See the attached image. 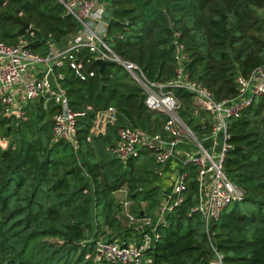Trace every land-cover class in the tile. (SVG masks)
Listing matches in <instances>:
<instances>
[{"label": "trees", "instance_id": "16d2710c", "mask_svg": "<svg viewBox=\"0 0 264 264\" xmlns=\"http://www.w3.org/2000/svg\"><path fill=\"white\" fill-rule=\"evenodd\" d=\"M99 1V0H98ZM107 3L105 41L123 62L136 65L151 82L176 76L177 45H184L189 77L204 85L218 102L240 94L264 67V0H101ZM23 23L31 25L23 35ZM172 23V24H171ZM81 23L58 0H0V42L21 39L41 55L49 42L67 46ZM79 77L66 64L55 69L78 120L77 145L53 138L52 101L27 106L28 120L6 117L0 108V264H120L97 259L98 243L141 235L123 225V204L114 193L127 190L130 212L155 218L166 197L159 186L161 164L145 149L124 163L112 147L123 128L150 134L164 131L167 117L150 111L146 91L122 65L103 74L88 48L74 52ZM139 75V72H137ZM180 117L203 138L194 113L193 94L174 89ZM116 109L117 121L105 135H94L98 114ZM231 149L224 162L227 177L243 191L218 220L208 225L199 207L198 167L184 166L189 178L183 201L163 217L159 238L142 264H264V97L255 96L240 116L229 121ZM239 147V148H237ZM143 203L147 209H143ZM157 220V218H155Z\"/></svg>", "mask_w": 264, "mask_h": 264}, {"label": "built area", "instance_id": "2783aa9c", "mask_svg": "<svg viewBox=\"0 0 264 264\" xmlns=\"http://www.w3.org/2000/svg\"><path fill=\"white\" fill-rule=\"evenodd\" d=\"M68 13L72 14L82 25L79 34L67 46H58L49 42L46 55L34 52L28 42L21 39L11 46L0 42V108L6 117L22 123L28 120L27 106L30 102L41 100L45 109L53 101L58 107L54 116L53 138L77 145L78 120L84 112L74 111L69 103L67 91L60 84L62 74L56 75L55 69H62L66 64L81 77L74 52L80 47L88 48L92 56L104 61L119 62L143 86L146 91L145 104L150 111L167 117L164 131L150 134L139 128L126 127L120 130L117 143L112 147L113 154L126 163L138 158L145 149L155 151L157 163L164 165L174 157L178 146L190 149L184 166L194 163L198 167L199 207L196 211L205 217L207 225L218 220L233 201L243 199L244 193L226 175L224 162L231 145L228 141L229 121L240 116L249 107L255 96L264 97V67L256 71L248 80L240 79V94L229 101L218 102L214 95L201 83L193 81L185 71L187 55L184 45H177L176 59L178 68L173 80L160 83L147 80L140 69L123 62L105 41L109 27V15L106 2L97 0H58ZM139 72V75L137 74ZM185 89L193 94L194 113L205 115L200 119L204 136L198 139L188 124L180 117L181 100L174 94V89ZM101 117L106 124L117 121L116 109H109L98 114L93 129L97 128ZM5 141V140H4ZM158 141L160 146L153 144ZM0 144L2 147H7ZM209 144V149L205 145ZM188 174L181 172L168 199L174 198L170 206L159 208L160 219L145 216L138 219L130 212L132 202H122L129 226H133L141 237L130 243L119 240L98 243L102 258L120 264H142L145 254L159 238L158 225L166 214L173 211L183 201L182 193L187 188ZM136 227V228H135Z\"/></svg>", "mask_w": 264, "mask_h": 264}, {"label": "crops", "instance_id": "0c3cea01", "mask_svg": "<svg viewBox=\"0 0 264 264\" xmlns=\"http://www.w3.org/2000/svg\"><path fill=\"white\" fill-rule=\"evenodd\" d=\"M99 1H101V0H99ZM108 125H110V124L105 123L104 117H101V121H100L98 127L93 129L92 133L94 135H105L107 132ZM190 152H191L190 149H188L187 147H183L181 145L178 146L176 149V153H175L174 157L171 158L166 164L162 165V168L160 169L161 178L166 179V180H170V181L172 180V185L173 184L175 185L177 182L179 174L182 172V170L184 168V162L187 160L188 154ZM174 185L172 188H170V187H168V188L164 187L163 188L162 185L159 184V186L162 188V190L166 196L163 199L159 208L170 206L172 204L174 198L169 200L168 197L173 192ZM114 196L121 203L128 199L126 189H122L120 191L115 192ZM142 205H143V209L146 210L147 204L143 203ZM123 209H124V214H125L126 209L124 207H123ZM130 209H131V207H130ZM155 216L157 219H160L159 209L155 212ZM123 225L125 227H127V226L129 227V221L126 218V216L123 219ZM134 230L136 231V229H134ZM135 239H136L135 236H133L131 239L128 240V243L135 241ZM118 240L122 241L121 239H118Z\"/></svg>", "mask_w": 264, "mask_h": 264}, {"label": "water", "instance_id": "95a60500", "mask_svg": "<svg viewBox=\"0 0 264 264\" xmlns=\"http://www.w3.org/2000/svg\"><path fill=\"white\" fill-rule=\"evenodd\" d=\"M172 24V23H171ZM31 25L28 23H23V27L19 30V34L23 35L25 34L29 29ZM96 64L100 67V73L103 74V71L105 68L112 67V66H118L121 63L119 62H111V61H104L102 59H97ZM54 123V121H53ZM153 144L157 147L160 146V143L158 141H154ZM239 148V147H237ZM103 252L102 250L97 251V259L100 261L102 259ZM212 264H219V263H212Z\"/></svg>", "mask_w": 264, "mask_h": 264}, {"label": "rangeland", "instance_id": "374dc122", "mask_svg": "<svg viewBox=\"0 0 264 264\" xmlns=\"http://www.w3.org/2000/svg\"><path fill=\"white\" fill-rule=\"evenodd\" d=\"M4 142H8V140H5V141L0 140V144L5 145ZM209 147H210L209 144H206V145H205V148H206V149H209ZM161 168H162V166H161ZM158 182H159L160 185H162L163 188H164V187H167V188L170 187V188H172L173 185H174V184L172 185V180L170 181V180H166V179H163V178H160ZM167 188H166V189H167ZM131 227H133V226H131Z\"/></svg>", "mask_w": 264, "mask_h": 264}]
</instances>
